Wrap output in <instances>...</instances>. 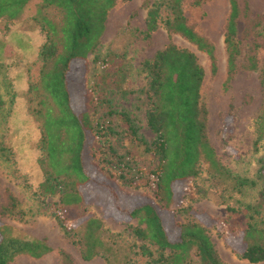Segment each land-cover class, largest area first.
<instances>
[{
  "label": "trees",
  "instance_id": "1",
  "mask_svg": "<svg viewBox=\"0 0 264 264\" xmlns=\"http://www.w3.org/2000/svg\"><path fill=\"white\" fill-rule=\"evenodd\" d=\"M184 1H156L148 10L145 36L151 37L158 29L161 9H166L169 16L165 26L169 33H179L205 51L211 60V70L216 73V46L188 23L183 9ZM33 2L36 8L32 18L41 24L45 33V39L38 50L40 76L37 81L30 82L28 89L29 100L33 103L31 112L40 124L41 154L38 162L43 179L37 193L44 199L58 198L55 202V219L71 242L79 246L82 258L91 260L102 256L107 264H138L139 256L145 258V264H224L202 222L193 219L181 222L179 234L172 237L167 231L161 211L172 209L174 185L177 182L188 181L186 197L190 201L199 198L203 187L197 178L201 174L202 165H206L209 179L224 183L234 194L260 186L257 199L245 203L247 222L243 229L240 228L245 247L238 255L252 263L263 261L264 159L256 175L247 176L235 172L218 157L208 133L209 110L201 95L206 71L197 55L170 41L153 57L142 62V69L148 79L150 99L147 124L155 134L149 140L138 134L135 120L124 109L114 105L116 94H127L124 83L129 71L125 62H116L119 55L116 51L96 52L106 29L109 12L117 0H0V19H17L25 7ZM229 2L230 12L224 35L227 83L238 69L241 53L237 36L239 19L250 12L248 2ZM49 7L59 10V22L49 16ZM90 52H96L93 62L98 68V77L85 88L87 109L78 111L72 104V93L76 89L72 81V63L74 58H86ZM245 66L261 71L260 82L264 92V63L261 66L259 57L253 53ZM88 67L87 63V71ZM0 74L5 84V91H0V109H4L7 101L4 95L8 96L9 103H13L16 90L1 61ZM100 107L103 112L96 116ZM123 117L127 122L125 131L132 140L144 146L145 152L152 159L150 167L146 169L138 166L136 171L141 175L148 174L155 186L154 195L142 193L143 198L138 203L126 207L125 212L120 210L124 212L122 215L127 217V221L136 220V224H129L133 240L120 232L107 230L104 220L91 212L84 211L74 216L71 214L73 208L87 205L81 186L95 180L87 169V154L105 180H113L114 174L109 170L110 164L114 162L117 168V173L113 171L115 175L126 183L134 182L135 178L125 172L126 167L130 169L134 158L119 154L111 143L112 135L118 133L114 123ZM255 126L253 145L258 151L264 143V98ZM88 131L92 133V138ZM96 138L101 144L97 147L92 146ZM89 141L91 152L87 149ZM17 205V198L11 195L10 203L4 209L6 213L16 214ZM227 209L239 211L230 204ZM76 220L77 224L74 222ZM233 230L240 231L235 228ZM52 250L45 239L14 233L12 227L0 217V264H11L21 254L39 258ZM60 255L63 264L75 262L72 253L66 249H60Z\"/></svg>",
  "mask_w": 264,
  "mask_h": 264
},
{
  "label": "rangeland",
  "instance_id": "2",
  "mask_svg": "<svg viewBox=\"0 0 264 264\" xmlns=\"http://www.w3.org/2000/svg\"><path fill=\"white\" fill-rule=\"evenodd\" d=\"M156 1L158 0H117L109 12L106 29L96 52L116 51L119 53L116 62H125L129 71L124 83L127 94H116L114 105L124 109L135 120L139 135L151 140L155 134L147 124L150 99L147 91L148 79L142 69V62L153 57L170 41L190 49L197 55L206 71L201 95L209 110L208 133L218 157L235 172L255 176L261 160L264 159V143L258 151L253 145L256 136L255 121L262 107L264 92L260 82L261 71L248 69L245 63L253 53L259 57L261 66L264 63V0H240L241 4L248 2L250 12L239 19L237 36L241 53L237 72L228 83L224 35L230 12L229 0H198L200 3L197 0H185L183 3L188 23L216 46V73L212 72L211 60L205 51L181 34L169 33L165 26V20L169 16L166 9H161L158 29L151 37L145 36L148 10ZM34 8L35 2L25 7L23 14L15 20L0 19V61L5 64V70L16 90L14 102L9 103L5 94L7 101L4 109H0V217L12 227L14 233L45 239L53 250L39 258L21 254L11 264H63L60 249L72 253L75 260L73 264H107L102 256L91 260L82 258L79 246L71 242L55 219V202L58 198L44 199L37 193L43 179L38 162L41 154L40 124L31 112L33 103L29 100L28 89L30 82L37 81L40 76L41 61L38 59V50L45 39V33L41 24L32 18ZM47 11L53 20L60 21L61 14L58 9L49 7ZM95 53L90 52L86 58L78 56L73 59L72 81L79 91H73L72 104L78 111L87 109L85 88L98 77V68L93 62ZM123 58L125 61L121 60ZM0 91H5L2 74ZM98 112L96 116L103 109L98 108ZM114 125H117L118 133L112 135L111 143L119 154H124L129 159L131 156L134 158L130 169L126 167L125 172L135 180L133 183L120 180L114 173L117 171L114 162L110 164L111 170L108 169L114 174L113 180H105L87 154V169L95 180L81 186L87 205L73 208L71 214L74 216L84 211L91 212L104 220L107 230L120 232L133 240L129 224H136V220L127 221V217L122 214L126 207L143 198L142 193L154 195L155 186L148 174L141 175L136 171L138 166L146 169L150 167L152 159L145 152L144 146L132 140L125 131L127 122L124 117ZM88 135L92 138L90 131ZM93 145L97 147L101 144L96 138ZM87 149L92 151L91 142ZM202 166L201 174L197 178L203 187L199 198L190 201L186 197L188 181H180L174 185L172 209L161 210L169 235L175 237L179 234V223L189 219L197 220L206 226L224 264H264V260L252 263L238 255L245 247L240 229L247 222L245 203L257 199L260 186L234 194L224 183L210 180L207 166ZM105 168L107 169L106 165ZM11 195L18 201L16 214L6 213L4 209L9 205ZM228 204L239 211H229ZM74 222L78 223L77 220ZM233 228L240 231H234ZM144 259L139 256L138 264H145Z\"/></svg>",
  "mask_w": 264,
  "mask_h": 264
}]
</instances>
